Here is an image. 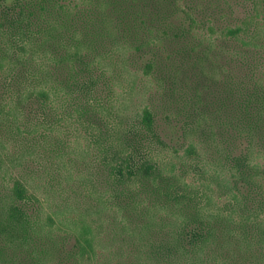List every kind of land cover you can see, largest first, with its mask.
Wrapping results in <instances>:
<instances>
[{
  "label": "trees",
  "instance_id": "obj_1",
  "mask_svg": "<svg viewBox=\"0 0 264 264\" xmlns=\"http://www.w3.org/2000/svg\"><path fill=\"white\" fill-rule=\"evenodd\" d=\"M0 264H264V0H0Z\"/></svg>",
  "mask_w": 264,
  "mask_h": 264
},
{
  "label": "rangeland",
  "instance_id": "obj_2",
  "mask_svg": "<svg viewBox=\"0 0 264 264\" xmlns=\"http://www.w3.org/2000/svg\"><path fill=\"white\" fill-rule=\"evenodd\" d=\"M240 12V11H239ZM138 99H139V97H137ZM138 104V103H137ZM130 107H132V105L130 106Z\"/></svg>",
  "mask_w": 264,
  "mask_h": 264
}]
</instances>
